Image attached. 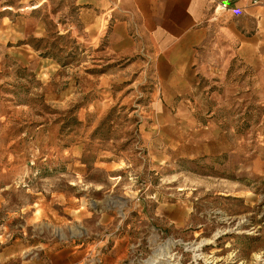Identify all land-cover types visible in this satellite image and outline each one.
<instances>
[{
    "label": "rangeland",
    "instance_id": "rangeland-1",
    "mask_svg": "<svg viewBox=\"0 0 264 264\" xmlns=\"http://www.w3.org/2000/svg\"><path fill=\"white\" fill-rule=\"evenodd\" d=\"M213 11L154 108L107 8L0 0V264H264V35Z\"/></svg>",
    "mask_w": 264,
    "mask_h": 264
},
{
    "label": "crops",
    "instance_id": "crops-1",
    "mask_svg": "<svg viewBox=\"0 0 264 264\" xmlns=\"http://www.w3.org/2000/svg\"><path fill=\"white\" fill-rule=\"evenodd\" d=\"M216 1H225L229 6L221 13L228 21L226 30L233 32L234 27H239L247 33L249 28L256 31L257 37L264 35L263 9L250 0H77V4L86 12L97 14L106 8L110 12L105 55L128 61L122 65V72L153 71L155 91L163 92L170 82L164 70L172 69L184 75L183 90L190 92L194 86L190 68L198 50L209 41ZM233 36L242 37L241 45L246 44V37L240 33ZM118 70L117 67L108 73H119ZM176 95L180 92L171 96L163 92L162 98H155L151 106L168 108L174 102L166 99Z\"/></svg>",
    "mask_w": 264,
    "mask_h": 264
},
{
    "label": "built area",
    "instance_id": "built-area-1",
    "mask_svg": "<svg viewBox=\"0 0 264 264\" xmlns=\"http://www.w3.org/2000/svg\"><path fill=\"white\" fill-rule=\"evenodd\" d=\"M215 9L216 10H227L228 6L225 1H216Z\"/></svg>",
    "mask_w": 264,
    "mask_h": 264
}]
</instances>
